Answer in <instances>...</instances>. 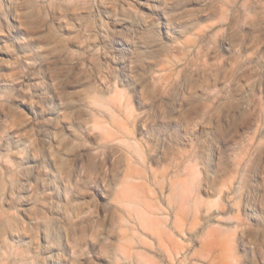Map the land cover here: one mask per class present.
I'll list each match as a JSON object with an SVG mask.
<instances>
[{
    "label": "rangeland",
    "instance_id": "obj_1",
    "mask_svg": "<svg viewBox=\"0 0 264 264\" xmlns=\"http://www.w3.org/2000/svg\"><path fill=\"white\" fill-rule=\"evenodd\" d=\"M0 264H264V0H0Z\"/></svg>",
    "mask_w": 264,
    "mask_h": 264
}]
</instances>
